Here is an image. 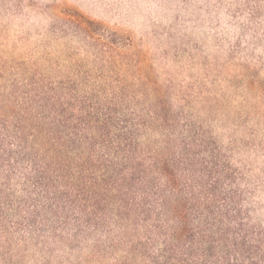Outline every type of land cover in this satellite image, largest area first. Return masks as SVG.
<instances>
[{
  "label": "rangeland",
  "instance_id": "1",
  "mask_svg": "<svg viewBox=\"0 0 264 264\" xmlns=\"http://www.w3.org/2000/svg\"><path fill=\"white\" fill-rule=\"evenodd\" d=\"M116 100L145 145L218 153L264 233V0H0L8 130L46 101ZM46 236L0 238V264H168L136 223Z\"/></svg>",
  "mask_w": 264,
  "mask_h": 264
},
{
  "label": "trees",
  "instance_id": "2",
  "mask_svg": "<svg viewBox=\"0 0 264 264\" xmlns=\"http://www.w3.org/2000/svg\"><path fill=\"white\" fill-rule=\"evenodd\" d=\"M83 102L46 101L49 115L12 132L0 122V238L21 231L40 244L136 223L168 264H262L264 233L247 222L218 153L186 140L179 151L145 145L143 117L118 100Z\"/></svg>",
  "mask_w": 264,
  "mask_h": 264
}]
</instances>
